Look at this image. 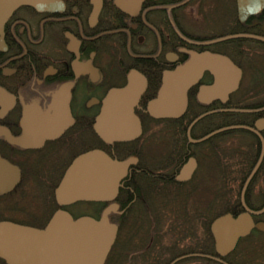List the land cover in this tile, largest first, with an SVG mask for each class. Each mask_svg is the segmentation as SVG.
<instances>
[{
    "label": "flooded vegetation",
    "instance_id": "1",
    "mask_svg": "<svg viewBox=\"0 0 264 264\" xmlns=\"http://www.w3.org/2000/svg\"><path fill=\"white\" fill-rule=\"evenodd\" d=\"M202 53L237 80L205 69L181 115L153 117L164 73ZM133 81L139 134L104 139L98 117L120 111L103 102ZM91 151L123 164L116 194L59 204ZM263 208L264 0H0V225L43 230L60 210L116 227L103 264H254ZM245 212L252 228L220 253L212 222Z\"/></svg>",
    "mask_w": 264,
    "mask_h": 264
},
{
    "label": "water",
    "instance_id": "2",
    "mask_svg": "<svg viewBox=\"0 0 264 264\" xmlns=\"http://www.w3.org/2000/svg\"><path fill=\"white\" fill-rule=\"evenodd\" d=\"M205 69L213 71L219 80L225 71L224 82L230 78L237 80L239 76V70L229 60L196 54L189 64L164 73L157 97L148 103L149 113L155 118L181 115L186 106V91ZM133 86L134 81L104 100V112L112 108L120 111L112 116L105 112L98 117L95 129L104 139L126 140L139 134V122L132 113V106L140 92L132 96ZM123 171V164L101 151L83 154L67 170L56 190L57 200L61 205L79 200H110L116 194ZM252 225L247 212L235 219L228 213L216 218L211 229L217 251L232 249L236 239L247 234ZM115 234L116 227L106 226L103 218L73 220L68 213L59 210L43 230L0 225V254L19 264H103Z\"/></svg>",
    "mask_w": 264,
    "mask_h": 264
},
{
    "label": "rangeland",
    "instance_id": "3",
    "mask_svg": "<svg viewBox=\"0 0 264 264\" xmlns=\"http://www.w3.org/2000/svg\"><path fill=\"white\" fill-rule=\"evenodd\" d=\"M238 182L233 181V180H226L225 181V186L227 189L238 192ZM228 192V191H227ZM236 196H225V205L224 207H217V203L215 198L216 197H210V204L213 205L211 206V211H210V217L212 218L215 214L221 213L223 211H226V208L228 206H230V204L233 203V200H235ZM237 198V197H236ZM254 204H258V202L254 203ZM222 210V211H221ZM221 211V212H219ZM263 247V245L261 244H257V252L258 254L255 252L254 256H253V262L254 264H264V249L261 250ZM261 251V252H260Z\"/></svg>",
    "mask_w": 264,
    "mask_h": 264
}]
</instances>
